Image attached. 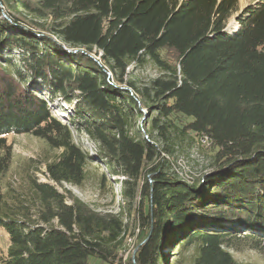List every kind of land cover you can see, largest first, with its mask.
I'll use <instances>...</instances> for the list:
<instances>
[{
  "label": "trees",
  "instance_id": "obj_1",
  "mask_svg": "<svg viewBox=\"0 0 264 264\" xmlns=\"http://www.w3.org/2000/svg\"><path fill=\"white\" fill-rule=\"evenodd\" d=\"M237 10L238 0H0V264H115L128 237L137 264H237L239 226L264 239V0L228 31ZM146 63L155 77L129 76ZM57 97L73 103L66 121L49 107ZM23 133L60 150L43 171L60 187L82 186L98 157L120 212L33 178L34 201L9 208L8 136ZM205 137L210 170L189 182L169 157Z\"/></svg>",
  "mask_w": 264,
  "mask_h": 264
},
{
  "label": "rangeland",
  "instance_id": "obj_2",
  "mask_svg": "<svg viewBox=\"0 0 264 264\" xmlns=\"http://www.w3.org/2000/svg\"><path fill=\"white\" fill-rule=\"evenodd\" d=\"M256 1L258 0H238V10L229 18L226 30L230 31L236 29L238 24L235 16L247 4L255 3ZM34 29L39 31L37 28ZM129 71L130 77L132 76V78H135L139 83L143 84L147 83L158 74L157 68L152 65V63L130 66ZM48 104L52 114L62 121H66V113L73 108V103L64 101L60 97L49 100ZM59 106L61 108H59ZM141 110L146 112L144 107H142ZM139 121L140 119L137 120L136 125L139 124ZM73 138L89 155L94 156L96 154V144L90 140L86 134L73 131ZM8 140L12 144L13 154L10 166L2 177V189L4 201L9 208L21 211V203L31 204L34 201L31 182V178H33L37 181L54 185L59 191L68 189L82 201L97 210L114 213L120 212L121 201L119 197V184L114 181L111 176H109L103 185L100 183L99 177L104 169L98 157L95 156L88 164V176L84 180L82 186L64 182L62 183V187H60L53 184L43 173V171H45V163L53 160L60 150L52 149L43 139L26 133L9 135ZM196 153L199 154V161L195 158ZM212 153L213 149L209 148V145L196 142L188 144L187 142L178 145L176 151L171 154L169 159L172 161V167L174 169H177L184 175L187 173L190 177L192 176L195 180H198L204 177L210 170ZM123 220L127 221L129 231L132 226L131 220H126L125 215H123ZM252 227H259V224H253ZM244 231H246L244 226L238 227V237L234 239L232 243L233 246L229 248L236 263L264 264V239L255 237L253 233ZM129 238L130 237L126 240L127 249L125 251L121 250L118 255V258L121 257L122 259V264H126L128 255L131 254L135 248L134 243L136 239L133 238L129 243ZM8 239V234L0 229V249L4 251L7 249L9 244ZM192 253V249L186 253L187 263H189V258ZM118 258L115 264H117ZM88 262L89 264H105L100 259L93 256L89 257Z\"/></svg>",
  "mask_w": 264,
  "mask_h": 264
},
{
  "label": "built area",
  "instance_id": "obj_3",
  "mask_svg": "<svg viewBox=\"0 0 264 264\" xmlns=\"http://www.w3.org/2000/svg\"><path fill=\"white\" fill-rule=\"evenodd\" d=\"M131 95H133V94L131 93ZM202 142L205 143V144H208V140H207V138L205 137V138L202 140ZM198 157H199V154L196 153L195 158H196L197 161L200 160ZM174 170H175L176 173H178L180 176H183V177H184V176L187 175V173H185V175H184L182 172H179L177 169H174ZM137 232H138V228H136V233H137ZM132 239H133V237H130V238H129V243L132 241ZM129 243H128V245H129Z\"/></svg>",
  "mask_w": 264,
  "mask_h": 264
},
{
  "label": "water",
  "instance_id": "obj_4",
  "mask_svg": "<svg viewBox=\"0 0 264 264\" xmlns=\"http://www.w3.org/2000/svg\"><path fill=\"white\" fill-rule=\"evenodd\" d=\"M184 178L187 179L189 182H191V181L194 180V178H193L192 176L190 177L189 174H187L186 176H184ZM202 179H203V177L200 178L199 180L202 181ZM147 238H148V237H147ZM147 238H146V239H147ZM146 239H145V240H146ZM138 246H139V245H137V246L134 248V250L132 251V253H131L132 264H137L136 261H135V259H134V254H135V251L137 250Z\"/></svg>",
  "mask_w": 264,
  "mask_h": 264
}]
</instances>
